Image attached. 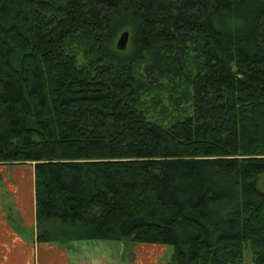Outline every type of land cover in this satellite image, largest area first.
<instances>
[{
    "label": "trees",
    "instance_id": "obj_1",
    "mask_svg": "<svg viewBox=\"0 0 264 264\" xmlns=\"http://www.w3.org/2000/svg\"><path fill=\"white\" fill-rule=\"evenodd\" d=\"M26 163L38 243L264 264V0H0V165Z\"/></svg>",
    "mask_w": 264,
    "mask_h": 264
},
{
    "label": "crops",
    "instance_id": "obj_2",
    "mask_svg": "<svg viewBox=\"0 0 264 264\" xmlns=\"http://www.w3.org/2000/svg\"><path fill=\"white\" fill-rule=\"evenodd\" d=\"M32 190L34 196L33 164L0 165V264L169 263L173 250L164 245L121 243L114 254L103 242L38 243Z\"/></svg>",
    "mask_w": 264,
    "mask_h": 264
},
{
    "label": "rangeland",
    "instance_id": "obj_3",
    "mask_svg": "<svg viewBox=\"0 0 264 264\" xmlns=\"http://www.w3.org/2000/svg\"><path fill=\"white\" fill-rule=\"evenodd\" d=\"M159 82L160 83L158 84V87H155L151 91L152 93L149 94L146 98L147 105L149 107V114L153 118H156V119H159L161 117L166 116L165 121H167L168 123L171 122L170 118L172 119V117H170V116L178 117L183 112H185L186 114H189L190 113L189 105H187L185 103L178 105V102H176L177 106H176V109H174L173 105L169 101L168 91L170 89L172 91L174 90V93L180 97V92L182 91V87L178 88L177 85L174 86L173 83H171L167 78H163ZM173 86L175 88H173ZM159 97L161 98V103H160ZM174 110H175V112L176 111H178V112L175 113V112H173ZM173 113H175V114H173ZM3 165L12 166V165H8V164H3ZM30 167H32V166H30ZM1 169H6V168L1 167ZM263 182H264V175L261 176L257 182L258 189H260L264 192V190L262 188ZM26 184H27V182L22 186V188H23L24 193L26 195H28V189L26 187ZM32 198H33V202H34L33 190H32ZM95 242H99V241H95ZM103 243H106L107 245H109L111 247L112 251L114 252V254H116L117 250L119 249V244H121V243L126 244L129 242H107L106 241ZM166 248H169L170 252L172 251V248L170 246L169 247L167 246ZM244 257H245V261H246L245 263L251 264L250 261L252 259V254H251L249 247H247V249L244 251Z\"/></svg>",
    "mask_w": 264,
    "mask_h": 264
},
{
    "label": "water",
    "instance_id": "obj_4",
    "mask_svg": "<svg viewBox=\"0 0 264 264\" xmlns=\"http://www.w3.org/2000/svg\"><path fill=\"white\" fill-rule=\"evenodd\" d=\"M129 34L128 32H123L116 42V49L118 51H124L128 46ZM262 188L264 190V182L262 183Z\"/></svg>",
    "mask_w": 264,
    "mask_h": 264
}]
</instances>
